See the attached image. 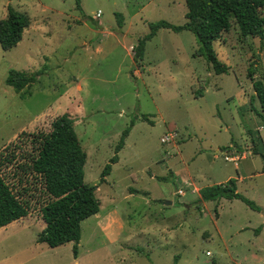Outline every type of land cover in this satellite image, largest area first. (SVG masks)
<instances>
[{
    "label": "rangeland",
    "instance_id": "1",
    "mask_svg": "<svg viewBox=\"0 0 264 264\" xmlns=\"http://www.w3.org/2000/svg\"><path fill=\"white\" fill-rule=\"evenodd\" d=\"M8 4L30 25L16 45L0 47V150L23 130L49 131L56 116L68 113L87 154L84 181L98 185L100 210L81 222L74 257L73 242L36 241L45 224L43 199L33 190L28 215L0 227V264H173L175 256L176 264H264V158L251 152L247 132L264 145L247 77L252 63L264 83V40L243 37L233 22L213 43L228 66L216 74L194 54L198 45L187 30L159 29L142 60L132 58L149 22H185V0H0V18ZM10 69L40 75L16 92L5 82ZM167 134L176 135L162 142ZM228 178L261 212L239 199L199 201L196 187Z\"/></svg>",
    "mask_w": 264,
    "mask_h": 264
},
{
    "label": "trees",
    "instance_id": "2",
    "mask_svg": "<svg viewBox=\"0 0 264 264\" xmlns=\"http://www.w3.org/2000/svg\"><path fill=\"white\" fill-rule=\"evenodd\" d=\"M185 5L186 20L183 24L176 25L164 19L148 23V31L133 46L134 61L142 60L146 41L161 28L175 32L190 31L198 45L194 54L203 56L216 74L228 72V66L218 58L213 43L230 29L233 22L243 37L264 40V0H185ZM116 14L121 26L122 14ZM29 25V16L8 4L5 16L0 18V47L9 50L16 45ZM38 75V71L10 69L5 82L16 92H20L31 86ZM247 77L254 90L251 101L256 98L259 103V110L254 111L264 121V83L261 78L254 76L252 63L247 68ZM195 95H203V89H197ZM136 118L138 117L133 118L130 126L122 131L114 147V155L100 173V183L111 172L112 164L118 161V152ZM141 119L152 122L145 114ZM74 122L75 119L68 113H62L51 121L49 131L23 130L17 134L16 141L6 144L0 150V227L28 215L35 196L33 190H36L39 198L43 199L39 210L45 224L36 241L46 243L49 247L73 242L72 251L76 257L81 222L99 212L100 200L95 193L98 185H90L84 181L83 168L87 154L75 131ZM247 132L252 143L251 152L264 158V151L257 147L258 142L264 149L261 136H254L248 129ZM23 143L25 147H22ZM8 174L12 178L11 182ZM32 187L35 189H31ZM198 192L199 201L239 199L255 211L262 210L253 200L237 191L235 178L203 186ZM261 227H257L255 232L259 233ZM177 258L178 256L174 257L173 264H176Z\"/></svg>",
    "mask_w": 264,
    "mask_h": 264
},
{
    "label": "crops",
    "instance_id": "3",
    "mask_svg": "<svg viewBox=\"0 0 264 264\" xmlns=\"http://www.w3.org/2000/svg\"><path fill=\"white\" fill-rule=\"evenodd\" d=\"M175 135H176V134H175ZM175 135H173V137H174ZM215 153H218V150L215 151ZM187 176H189V174H187ZM186 178H187L186 176H185V178L181 176V181H182V182H186V180H187ZM225 181H226V180H225ZM236 181H237V180H236ZM187 184H188V183H187ZM211 185H212V184H211ZM193 186H194V185H193ZM202 187H203V186H202ZM200 188H201V186H200V187H196V192H197L196 194H197V196H199V192H198V190H199ZM193 191H194V189L191 188V192H193ZM219 200H220V199H219ZM214 201H215V200H214ZM218 214H219V213H218ZM243 229H246V227H243Z\"/></svg>",
    "mask_w": 264,
    "mask_h": 264
},
{
    "label": "built area",
    "instance_id": "4",
    "mask_svg": "<svg viewBox=\"0 0 264 264\" xmlns=\"http://www.w3.org/2000/svg\"><path fill=\"white\" fill-rule=\"evenodd\" d=\"M100 14H101V11H97L96 15L100 16ZM173 135H175V134H167V135H165V137L161 138V141L162 142L167 141V140L169 141L170 140L169 136H173ZM226 158H228V157H226ZM177 191L181 193V190H177ZM207 253L209 254V252H207Z\"/></svg>",
    "mask_w": 264,
    "mask_h": 264
},
{
    "label": "water",
    "instance_id": "5",
    "mask_svg": "<svg viewBox=\"0 0 264 264\" xmlns=\"http://www.w3.org/2000/svg\"><path fill=\"white\" fill-rule=\"evenodd\" d=\"M163 204L164 205H170L171 204V201H165Z\"/></svg>",
    "mask_w": 264,
    "mask_h": 264
}]
</instances>
